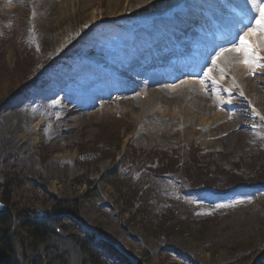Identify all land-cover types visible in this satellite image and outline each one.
I'll return each mask as SVG.
<instances>
[{
  "label": "rangeland",
  "instance_id": "1",
  "mask_svg": "<svg viewBox=\"0 0 264 264\" xmlns=\"http://www.w3.org/2000/svg\"><path fill=\"white\" fill-rule=\"evenodd\" d=\"M48 1L0 0V184L12 181L14 215L24 209L50 222L51 228L56 218L49 214L54 202L72 201L69 205L77 208L83 231L107 239L115 257L125 264L258 263L264 256V190L245 187L224 194L206 192L195 204L184 197L181 203L193 211L194 220L184 218L182 224L189 228L195 222L199 226L190 235H160L153 231L160 220H171L168 213L173 210L182 214L188 210L182 206L171 210L158 200L147 210L136 206L127 211L103 181L122 160L127 165L135 162L136 173L163 172L162 157L181 165L193 162L198 175L207 173L215 180L220 176L229 183L251 180L264 172V120L259 121L253 112V108L259 112L256 106L241 100L240 106L237 101L231 103L226 90L232 97H245L233 83L217 87L223 108L215 115L189 121L176 115L174 128L160 129L165 133L156 132L152 122L145 120L138 98L107 105L99 112L95 109V114L84 118L64 101L85 86L82 81L91 76L90 59L113 60L118 52L131 47L139 33L152 28V21L145 18L153 15L154 20V15L169 11L177 16L173 9L181 0L166 6L160 5L162 0ZM124 20L133 24L131 33L117 28ZM64 54L67 59L63 57L46 76L41 75L42 70L48 72L51 61ZM261 58L264 60V55ZM220 63L211 68L209 76L217 75ZM258 70L262 72L264 66ZM256 75L254 87L264 95V79L258 78L260 73ZM117 87L115 81L106 85L107 90ZM171 120L161 122L170 124ZM250 120L259 126L252 128ZM104 139L113 145L107 146ZM95 153L98 155L93 156ZM84 182H91L94 188ZM96 192L100 201L93 196ZM2 205L5 210L10 207ZM21 225L20 217L13 218L12 229ZM18 247L15 259L20 256Z\"/></svg>",
  "mask_w": 264,
  "mask_h": 264
},
{
  "label": "trees",
  "instance_id": "2",
  "mask_svg": "<svg viewBox=\"0 0 264 264\" xmlns=\"http://www.w3.org/2000/svg\"><path fill=\"white\" fill-rule=\"evenodd\" d=\"M103 141H105L107 146L114 143L109 139H104ZM120 144H122V140ZM95 154L96 156L98 155V153ZM161 162L163 172L144 174L138 180L133 178L132 174L122 175V172L114 164L105 174L103 181L113 188L117 195V200L127 211L136 206L147 210L152 201L156 202L158 200L163 204L169 205L172 208L171 210L176 206H182L173 197L172 199L166 198L164 188L159 181L165 175L171 176V180L178 183V191L182 192H184L183 188H188L194 192L202 186H211L226 191L247 182L254 184L264 183L263 171L255 174L254 179H244L229 183L222 181L220 176L215 180L210 179L212 176H208L207 173L198 175L192 165L193 162L181 165L177 160H168V157H162ZM134 164L135 162H131V165ZM136 164H139V162H136ZM118 166L120 167V165ZM181 180H185V182L182 183L180 182ZM11 182L8 180L0 184L2 192L0 202L10 206L8 210L0 212V264H110L109 262L113 264L111 258H115L120 264H125L122 259L115 257L116 252L112 245L101 243L100 246H96V243H94L95 237L92 234L84 233L79 224L80 217L77 208L73 210L69 205L71 203L74 204L72 201L57 200L54 202L49 212L51 219L56 215L51 228L48 226L50 222L40 220L35 215H29L24 209H19L18 215H14L17 211L14 212L11 206ZM84 183L90 188H94L91 182ZM173 193L174 190H170V195ZM93 196L100 200L97 192ZM185 210L188 209L185 208ZM168 214H170L171 220L165 222L160 220L153 230L157 234L164 235L173 232L175 234L190 235L199 226L195 222L191 223L189 228L187 227L188 225L182 224L185 223L182 222L184 218L192 220L190 210L184 214L179 210H173V212ZM17 217L21 218L23 225L19 229L14 230L12 229V220ZM61 217H64L67 221H58L57 218ZM72 220L75 223H70ZM64 222H67V224H64ZM64 243L67 245V249L64 248ZM16 244L20 248L18 259L14 257V253L17 251ZM36 256L39 259L35 261L34 258ZM250 261L251 259H249ZM255 262L251 261V264H264V256L260 258L258 263Z\"/></svg>",
  "mask_w": 264,
  "mask_h": 264
},
{
  "label": "bare ground",
  "instance_id": "3",
  "mask_svg": "<svg viewBox=\"0 0 264 264\" xmlns=\"http://www.w3.org/2000/svg\"><path fill=\"white\" fill-rule=\"evenodd\" d=\"M130 1L132 2L135 0H130ZM143 1L144 0H139L140 3H143ZM162 1L163 2L160 3V5H164L166 3L165 4L166 6L168 3L174 0H162ZM44 2H47L49 4L48 0H44ZM175 3L176 2H174L173 4ZM177 24H180V22H177ZM172 27H173L172 25L163 24L161 25L159 32H153V30H151L148 36L144 35V38L145 40H147L148 43H151L152 36L161 39L157 44V47L161 48V46H163L164 43H166V41L163 40L164 37L169 35L170 28ZM257 38L259 39H256V43L254 44L255 51L258 54L260 52V56L263 57L264 47L259 43L260 37ZM175 44L178 47L182 46V44H179L178 40L175 41ZM151 46L153 45L151 44ZM140 54L142 56V52H140ZM154 54L161 55L160 52H154ZM154 54L151 52L148 55L155 58ZM134 57L136 56L132 55V57L130 56L124 57L123 64L117 63L116 65L108 66L106 68L104 67L106 65V62L98 63L96 60H91L93 61V63H89V66L92 68L91 75L97 76L99 80L87 81V83L84 82L85 87L81 91L80 96L71 100L70 105L74 107L73 109L78 110V112L80 113L79 118H84L85 116H90L92 114H95L96 112H93V110H95L97 107L100 108L103 107L106 104L107 100L109 101L113 100V103L116 105H119V101H121V103L127 104L130 100H135L136 97L134 96L133 89L131 88L128 89L129 96L125 101L119 100L117 98L113 99L112 98L113 94H110L108 97L105 98L98 96L101 93L103 84L108 83L111 80V77L113 76L118 77L120 80L125 78L127 79V81L130 80L133 76L145 80L146 82L145 86L143 85L142 81H140L141 83L137 85L136 88L138 91L140 90V94L138 95V100L141 102H138L140 104L138 106V109L139 111L141 110L143 111V114H145L146 117L145 120L151 121L153 126L155 127V131L158 133L166 132V131H161L160 129L165 130L168 129L169 127L174 128L172 124L175 123L176 115L180 116L181 119L186 118L187 121H189L190 119H201L204 117L212 116V114L215 115L217 111H219V108L220 109L223 108L221 99L219 97H216L213 94L212 96H210L205 86L198 87L192 81L181 82L176 87L164 88L158 78L149 79L147 76L137 75L134 71L135 68L134 66H132L131 63V59H133ZM138 57L139 56H137L135 59H138ZM243 59H244L243 56L240 55L239 53L230 52L228 55H225L224 58L221 59L222 60L221 65L223 66L222 68H225L226 71L233 72L236 75L237 85H240L242 87L243 93L247 99L246 100L243 97V102L249 104V106L252 108L253 106H256L257 108L260 109L258 112L260 116H264V104L259 103L260 101H264V95L254 87V85H256L255 84L256 81H253L256 78L257 73L264 75V70H262V72L259 71L258 66L256 64L249 65L243 63L242 62ZM147 61L149 62L150 60ZM122 65L124 69L120 68ZM168 69L172 70L171 67H169ZM249 70H250V81L246 77L247 76L246 71ZM259 79L263 80L264 76L259 77ZM211 85H213V83ZM140 87L141 89H139ZM227 95L229 96L230 99H233L232 102H235L238 98L237 95H235V97H232V94H230L229 91H227ZM239 99L242 101V97H239ZM64 101L69 102L68 99H65ZM79 107H84V111H86V113L83 114V112ZM133 108L134 107H132V109ZM68 111L69 109L65 110L66 113H68ZM260 116H258L259 121H262V119H260ZM171 117L172 120L170 124L161 122ZM28 121L30 120L27 119L26 122ZM251 121L252 120H250L251 123L250 126L252 128H257L259 126L252 124ZM37 127L38 126H36V128Z\"/></svg>",
  "mask_w": 264,
  "mask_h": 264
},
{
  "label": "snow or ice",
  "instance_id": "4",
  "mask_svg": "<svg viewBox=\"0 0 264 264\" xmlns=\"http://www.w3.org/2000/svg\"><path fill=\"white\" fill-rule=\"evenodd\" d=\"M256 7L257 11L259 12L258 17L256 18V26L251 27L245 31V33L240 36V44L237 45L236 47L232 49H225V52H236L239 53L240 55L243 56V63L245 64H257V66H264V65H259L257 62L262 59L259 54L255 51V46L248 43V38L251 36L256 35L257 33L259 34L260 39V45L264 46V4H257L254 5ZM219 57H217V60ZM217 63L216 60L213 61V64L215 65ZM212 70L210 69L209 72ZM207 75V74H206ZM221 75H223V72H221ZM215 82V81H214ZM243 95V93H241ZM253 112L257 115L260 116L258 112L253 108ZM260 119L264 120V116H260Z\"/></svg>",
  "mask_w": 264,
  "mask_h": 264
},
{
  "label": "water",
  "instance_id": "5",
  "mask_svg": "<svg viewBox=\"0 0 264 264\" xmlns=\"http://www.w3.org/2000/svg\"><path fill=\"white\" fill-rule=\"evenodd\" d=\"M1 208V207H0Z\"/></svg>",
  "mask_w": 264,
  "mask_h": 264
}]
</instances>
